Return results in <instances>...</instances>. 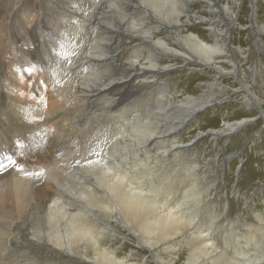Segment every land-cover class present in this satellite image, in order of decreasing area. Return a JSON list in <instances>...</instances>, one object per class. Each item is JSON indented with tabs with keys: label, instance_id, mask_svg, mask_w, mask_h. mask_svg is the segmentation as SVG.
I'll use <instances>...</instances> for the list:
<instances>
[{
	"label": "bare ground",
	"instance_id": "bare-ground-1",
	"mask_svg": "<svg viewBox=\"0 0 264 264\" xmlns=\"http://www.w3.org/2000/svg\"><path fill=\"white\" fill-rule=\"evenodd\" d=\"M215 1L151 0L146 6L147 11L141 13L142 9L134 0H112L109 3L103 0H57L55 15L52 12L54 36L50 43L45 44L41 43L44 41L43 37L38 38L41 43L38 48L43 51L41 55L48 60V74L40 69L38 72L45 78L49 75L54 82L57 89L54 100L58 105L62 106L75 99L80 107H75L72 112H68L69 106L60 107L62 111H57L54 118L47 117L41 125L51 120L63 123L72 113L75 114L71 125L74 130L70 133L75 136L73 141L76 143H70L71 138L64 139L50 152V161L41 166L26 170L16 164L15 168L8 169L17 173L22 180L26 179V185L18 186L17 189L22 190L10 209L0 208V264H154L141 251L120 254L121 244L114 219L121 209L139 218L140 226L150 241V250H155L157 246V253L161 248L174 251L189 244L191 239L203 244V252L207 256L203 264L217 263L213 223L205 229H201V223L199 227L194 224L193 219H198L196 207L200 202L199 196H184L181 200L173 198L171 194H162L165 191L158 195L155 191L159 190L148 180L163 172L166 175L162 178L173 177L167 168L169 173L160 170L162 164L165 167L170 163L166 161L169 156H176L177 165L174 166L183 168L187 162V153L182 151L195 150L198 146L193 143L203 137L205 130L197 132L190 144L183 142L178 130H188L198 120L201 109L215 106L213 102L217 100V88L224 91H228L229 87L236 88L225 84L222 78H227L232 70L217 56L219 51L228 62L231 60L226 36H222L227 35V29L216 23V16L209 14L210 10L207 13V8L213 7L210 3ZM119 5L123 6L122 11L118 10ZM222 6L230 8L229 3H222ZM232 13L234 15L237 12L233 10ZM231 25L232 18H228L226 26ZM89 37L94 47L85 48L84 39ZM178 37L182 43L178 41ZM219 38L224 40L223 43ZM22 55L27 60L33 54L22 51ZM259 60V72H264V62L261 58ZM182 65L186 68L181 69ZM178 68L181 69L178 73H173L169 78L166 76V71ZM74 69L90 73L107 71L109 74L107 79L98 78V83L82 80L83 88L78 91V86L71 79L62 81V78H68V73L61 72H73ZM51 70L52 74L49 73ZM244 72H247L246 69ZM186 74L188 77L182 83L183 86L170 80ZM196 81L200 82L195 87ZM100 88L102 91L94 93ZM106 88L109 89L108 93L103 91ZM126 89L130 92L128 98L123 94L119 95ZM252 90L253 95L260 98L255 88ZM68 92L73 95L72 98L69 97L70 94L67 96ZM14 103L18 110L13 111L26 117V121L30 115L42 114V110L36 106L18 101ZM113 105L117 109L111 112ZM128 109L130 110L127 111ZM9 116L11 115H8L10 122ZM101 116L119 123L114 130L116 145L130 147V144L150 148L158 144L162 150L157 152L156 158L149 162L148 167L133 171L122 169L117 160H105L107 155L99 154V151L104 150L102 148L95 149L91 154L87 147V136L90 134V140L95 137L92 134L105 130V121ZM167 118L170 121H166ZM177 119L181 120L176 121ZM247 120L248 118H243L232 123L224 121L222 128H210L205 134L218 137L240 129ZM163 123L169 124V127L163 128ZM38 128L39 123H26L20 129L25 134L39 135L35 132ZM82 128L85 130L78 133ZM5 162V159L0 161V170L4 173L7 172ZM141 162L140 165H147L145 159ZM195 162L197 161L193 165L186 164V168L193 171L201 165ZM136 165L138 163L131 166L137 167ZM32 170L36 177L42 172H48L53 179L54 190L37 207L33 206L35 201H31L28 196ZM177 170L178 168L175 169L176 172ZM185 173L193 178L199 175L198 171L195 174L189 171ZM74 187L80 192L74 193ZM158 187L164 190V186L159 184ZM15 194H19V191H15ZM187 210H192L191 214ZM17 212L24 213L15 218L14 214ZM191 215L193 219L189 218ZM20 219H25L30 225L32 244L29 246L20 243L17 233L10 228L5 229V235L2 230L6 226L4 221L11 227ZM203 232L206 234L203 235ZM43 237L46 240L43 241ZM169 238L174 239V242L166 241ZM45 241L54 246L49 247ZM163 243L164 246L161 247ZM29 250H36L39 258L30 257ZM136 254L140 256H135ZM71 255L74 257H70ZM158 258L160 259L159 254ZM178 258L177 253H174L168 260L161 259L160 262L176 264Z\"/></svg>",
	"mask_w": 264,
	"mask_h": 264
},
{
	"label": "rangeland",
	"instance_id": "rangeland-1",
	"mask_svg": "<svg viewBox=\"0 0 264 264\" xmlns=\"http://www.w3.org/2000/svg\"><path fill=\"white\" fill-rule=\"evenodd\" d=\"M103 1L109 3L112 0ZM134 1L142 9L141 13L147 11L146 6L151 3V0ZM56 2L57 0H0V161L5 159V168H7L6 173L0 170L1 209L8 207L10 209L16 196L20 195V190H22V188L17 189L18 186L23 184L25 187L26 185V179L22 180L17 173L14 174L8 169L15 168L16 164L26 170L29 167L41 166L50 161V152H53L55 146L62 143L64 139L71 138L70 143H76L73 141L75 136L70 133L71 130H74L71 125L74 122L72 117L75 114L72 113L63 123L51 120L41 125L47 117L54 118L55 113L62 111V108L69 106V110H67L72 112L75 107H80V103L75 99L67 101L62 106L58 105L54 100L57 92L54 82L49 75L46 76L47 79L38 72L40 69L44 74H48V60L42 57L43 51L38 48V45L50 43L54 36L55 23H53L52 12L54 14ZM222 3H229L230 8L222 6ZM210 4L213 7H208L207 13L211 11L209 14L213 13L216 16V23L227 29L228 32L227 35L223 34L222 36H226L231 60L228 62L225 55L219 51L217 56L222 58L221 61L232 71L227 78L226 76L222 78L225 80V84L236 88L229 87L228 91L217 88L215 91L217 100L214 101L215 103L213 102L215 108L208 109V106L201 109L198 120L192 124V127L186 131L178 130L181 132V139L186 144H190L197 132L205 130L203 137L193 143L194 146H198L195 150L184 149L182 151V153H187L186 164L193 165V162L197 161L195 163L201 165L197 166L193 170L194 172L186 168L188 167L186 164L183 168L175 167L177 157L169 156L166 161L170 163L165 167L163 164H159L161 165L160 170L167 173L170 171L174 178H162L166 174L163 172L161 175L156 172L157 177H151L148 180H151L154 188L159 190L155 191L158 195L161 191H165L162 194L166 196L171 194L170 196L173 198H181V200L184 196H199L200 202H197L198 206L196 207L198 219H193L192 215L189 218L194 220L197 227L201 223V229H205L213 223V227H215L214 242L217 245L218 254V261L214 262L215 264H264V72H259V66L257 67L260 58L264 62V0H216ZM122 7L119 5L118 10L122 11ZM233 10L237 12L234 15ZM132 15L136 16L135 13ZM228 18H232L231 26H226ZM47 20H49V24H47ZM41 37L44 38V41L42 40L40 43L38 38ZM85 39V48L94 47L90 37ZM172 40L175 42V39L172 38ZM182 40L185 43V40ZM219 40L221 43L224 41L220 38ZM178 41L181 42L179 37ZM240 46L241 49L238 48ZM22 51H28L33 55H29L25 60ZM180 68L185 69L186 66L182 65ZM180 68L166 71V76L169 78L173 73H178ZM244 69H246V73ZM49 73L52 74V70ZM61 73H68V78H62V81L71 79L70 81L78 86V91L83 88L82 80L98 83V78L107 79L109 74L107 71L90 73L83 72L81 69H74L73 72L63 70ZM187 77L188 74L170 80L181 83L183 86L182 83ZM76 81L78 83H75ZM199 82L196 81L195 87ZM59 85L62 84L59 83ZM254 88L260 98L253 95L252 89ZM71 90H73L72 85ZM99 91L102 89H96L94 93ZM103 91L108 93L109 89L106 88ZM69 94L70 92L67 93V96ZM122 94L126 98L130 96L127 89L119 93L120 96ZM70 96L72 98L73 95L70 94ZM15 101L36 106L42 110V114L30 115L31 117L26 121L24 120L26 117L15 113L18 110ZM116 109L117 106L113 105L110 111L114 112ZM8 115H11L9 116L10 122ZM101 118L105 121V130L95 132L92 134L95 137L90 140V134L87 136V147L91 154L95 149L102 148L104 150L99 151V154L107 155L105 160H117L121 163L122 169L133 171L148 167L149 162L156 158L157 152L162 150L159 149L158 144L150 148H140L130 144V147L116 145L114 130L119 123L111 121L105 116H101ZM243 118H248V120L242 124L240 129H234L218 137L205 134L206 130L210 128H222L224 121L232 123ZM166 121H170V119L167 118ZM26 123H30V125L39 123L40 128L35 131L39 135L25 134L24 130L20 128ZM91 124L89 121V125ZM167 127L169 124L163 123V128ZM84 130L83 128L79 129L78 133H82ZM82 140L83 138L80 139L81 144ZM142 159L147 162L146 166L140 165ZM135 163H138L137 167H132L131 165ZM176 168H178V172L175 171ZM196 170L199 172L196 178L188 177L185 173V171H189L195 174ZM31 174L34 176H29L32 179L29 182L28 196L30 200L35 201L33 206L37 207L54 190L53 179L48 172H42L36 177L32 170ZM159 184L164 186V190L158 187ZM165 187L168 188L165 189ZM15 191H19V194H15ZM73 192L79 193L80 190L74 187ZM191 211L187 210L189 214ZM23 213L17 212L14 216L18 218ZM29 214L28 211L27 215ZM114 220L118 229L117 235L122 255L141 251L142 255L147 254L154 264H163L160 260H168L174 253H177V257L179 256L176 264H203L207 258L203 252V244L196 243V240L193 242L191 239L188 241L189 244L184 245L181 249L166 251L161 248V254L159 251L157 253L159 247L156 246L155 250L149 249L150 241L140 226L139 218L131 216L121 209L120 214H116ZM4 223L6 225L2 226L4 235L5 229L8 227L12 232L17 233L20 243H24L26 246L32 244L30 225L25 219H20L11 227L5 221ZM202 234L204 235L206 232ZM44 239L43 237V241ZM166 241L172 243L174 239L169 238ZM45 242L49 247L54 246L49 241ZM163 246L164 243L161 247ZM29 255L32 258H39L36 250H29ZM137 255L140 256V254L135 256ZM70 257H74V255Z\"/></svg>",
	"mask_w": 264,
	"mask_h": 264
},
{
	"label": "snow or ice",
	"instance_id": "snow-or-ice-1",
	"mask_svg": "<svg viewBox=\"0 0 264 264\" xmlns=\"http://www.w3.org/2000/svg\"><path fill=\"white\" fill-rule=\"evenodd\" d=\"M30 71V70H29ZM42 83V82H41Z\"/></svg>",
	"mask_w": 264,
	"mask_h": 264
}]
</instances>
